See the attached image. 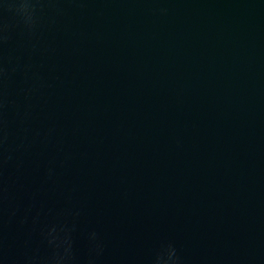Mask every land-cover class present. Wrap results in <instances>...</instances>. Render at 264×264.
Instances as JSON below:
<instances>
[{"label": "water", "instance_id": "obj_1", "mask_svg": "<svg viewBox=\"0 0 264 264\" xmlns=\"http://www.w3.org/2000/svg\"><path fill=\"white\" fill-rule=\"evenodd\" d=\"M0 264H264V0H0Z\"/></svg>", "mask_w": 264, "mask_h": 264}]
</instances>
